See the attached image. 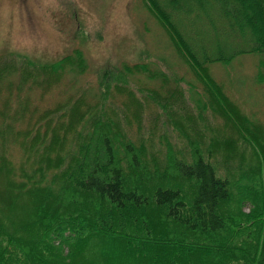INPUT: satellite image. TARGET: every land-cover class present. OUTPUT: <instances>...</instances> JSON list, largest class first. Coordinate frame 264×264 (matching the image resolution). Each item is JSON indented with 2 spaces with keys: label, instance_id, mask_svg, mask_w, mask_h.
Listing matches in <instances>:
<instances>
[{
  "label": "trees",
  "instance_id": "1",
  "mask_svg": "<svg viewBox=\"0 0 264 264\" xmlns=\"http://www.w3.org/2000/svg\"><path fill=\"white\" fill-rule=\"evenodd\" d=\"M142 1L191 81L142 53L105 65L98 96L29 99L82 52L0 55V264H264V125L207 64L257 53L264 85V0ZM215 11L230 53L186 33L198 15L223 32Z\"/></svg>",
  "mask_w": 264,
  "mask_h": 264
},
{
  "label": "rangeland",
  "instance_id": "2",
  "mask_svg": "<svg viewBox=\"0 0 264 264\" xmlns=\"http://www.w3.org/2000/svg\"><path fill=\"white\" fill-rule=\"evenodd\" d=\"M215 16L220 22L216 28L224 31L211 32L210 41L205 25L197 24L199 15L188 19L186 33L192 37L199 34L200 44L219 42L230 53L228 27L218 12ZM75 49L85 57L86 70L79 75L72 71L74 74L65 75L54 91L44 95L32 92L29 99L75 97L81 88L84 94L98 96L96 78L105 65L141 62L142 53L162 62L155 65L158 71L175 73L187 82L192 79L188 66L142 0H0V55L20 53L48 63ZM259 59L257 53H242L229 63L207 64L225 93L264 125V85L255 77ZM126 106L130 119L140 116L132 112L129 102Z\"/></svg>",
  "mask_w": 264,
  "mask_h": 264
}]
</instances>
